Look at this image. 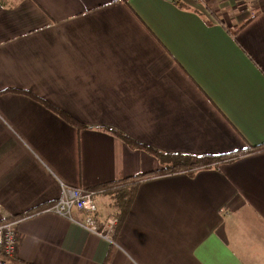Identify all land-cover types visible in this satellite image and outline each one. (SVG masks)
Here are the masks:
<instances>
[{
    "label": "crops",
    "instance_id": "obj_1",
    "mask_svg": "<svg viewBox=\"0 0 264 264\" xmlns=\"http://www.w3.org/2000/svg\"><path fill=\"white\" fill-rule=\"evenodd\" d=\"M262 143L264 0H0L8 264H264ZM146 147L227 156L142 179L113 243L43 211L161 168ZM93 199L76 220L114 215Z\"/></svg>",
    "mask_w": 264,
    "mask_h": 264
},
{
    "label": "built area",
    "instance_id": "obj_2",
    "mask_svg": "<svg viewBox=\"0 0 264 264\" xmlns=\"http://www.w3.org/2000/svg\"><path fill=\"white\" fill-rule=\"evenodd\" d=\"M93 194L92 191L68 186L60 182V194L58 198L46 206L43 211H50L61 215L95 236L104 239L108 243H113L117 225V219L114 215L106 216L100 224H96L90 218L79 221L73 215L75 210L87 214H94L96 212ZM15 222L14 218L8 219L7 217L0 221V264H8L10 257L15 255L17 248V233L14 229Z\"/></svg>",
    "mask_w": 264,
    "mask_h": 264
},
{
    "label": "trees",
    "instance_id": "obj_3",
    "mask_svg": "<svg viewBox=\"0 0 264 264\" xmlns=\"http://www.w3.org/2000/svg\"><path fill=\"white\" fill-rule=\"evenodd\" d=\"M58 112L60 113V111ZM66 117L70 122L75 123L74 119H72L69 116ZM118 135L132 146L141 144L121 133H118ZM263 146L264 143H262L261 145H257L258 148ZM257 147L251 146L248 148H257ZM146 148L149 153L153 154L160 160L162 164L161 168L154 171L136 174L130 177H124L117 181H109L106 183H102L101 185H97L92 189H89V191H92L93 193L101 192L104 195H107L111 199L112 205L115 208L114 216L117 219V225L115 228L116 232L129 210L131 202L135 196L138 183L142 179L157 174L173 173L177 171L191 170L201 166H207L227 156V154L223 156V155H208V154L190 155L186 153H169V152L159 151L153 147H146Z\"/></svg>",
    "mask_w": 264,
    "mask_h": 264
}]
</instances>
